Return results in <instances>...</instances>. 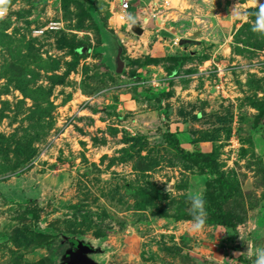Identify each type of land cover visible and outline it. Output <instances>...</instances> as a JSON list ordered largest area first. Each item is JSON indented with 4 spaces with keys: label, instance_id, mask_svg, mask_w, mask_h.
Returning a JSON list of instances; mask_svg holds the SVG:
<instances>
[{
    "label": "rangeland",
    "instance_id": "obj_1",
    "mask_svg": "<svg viewBox=\"0 0 264 264\" xmlns=\"http://www.w3.org/2000/svg\"><path fill=\"white\" fill-rule=\"evenodd\" d=\"M124 1L0 2V264H63L62 236L100 264H253L264 248V34L236 13L256 0H127L126 14ZM130 12L145 31L122 42L128 63L114 75L100 30L131 37ZM220 178L234 230L215 220ZM194 191L208 210L197 233Z\"/></svg>",
    "mask_w": 264,
    "mask_h": 264
},
{
    "label": "water",
    "instance_id": "obj_2",
    "mask_svg": "<svg viewBox=\"0 0 264 264\" xmlns=\"http://www.w3.org/2000/svg\"><path fill=\"white\" fill-rule=\"evenodd\" d=\"M131 16L133 19H129ZM128 28L131 37L119 36L105 30L101 29V38L103 45L100 47L99 51L104 55L105 62L110 67L111 72L114 75H120L124 72L126 64L128 61L122 58L123 47L122 42L136 43L137 37L142 36L145 31L144 21L134 13H128L126 15ZM163 21L159 18L155 19L156 24H161ZM166 29L172 33L178 30L173 27H166ZM192 39L197 37V33H193L190 36ZM186 50V48H184ZM95 254L94 249L83 241H78L75 247H70L65 251L63 264H100L96 262L91 255Z\"/></svg>",
    "mask_w": 264,
    "mask_h": 264
},
{
    "label": "clouds",
    "instance_id": "obj_3",
    "mask_svg": "<svg viewBox=\"0 0 264 264\" xmlns=\"http://www.w3.org/2000/svg\"><path fill=\"white\" fill-rule=\"evenodd\" d=\"M2 2V0H0ZM257 8L254 13L237 12V15L247 17L249 15H255L256 20L253 22V31L264 34V2L262 0H256ZM6 8L0 9V15L4 14ZM129 19H133L129 16ZM192 219L189 221L190 231L197 233L203 230L206 225L208 217L207 201L202 192L194 191L189 197ZM253 264H264V248H258L256 252V258Z\"/></svg>",
    "mask_w": 264,
    "mask_h": 264
},
{
    "label": "trees",
    "instance_id": "obj_4",
    "mask_svg": "<svg viewBox=\"0 0 264 264\" xmlns=\"http://www.w3.org/2000/svg\"><path fill=\"white\" fill-rule=\"evenodd\" d=\"M167 137L171 140L172 144H174V148L178 149L179 150V147H178V143H177V140L172 136L171 133L167 134ZM184 155H186L187 158L189 159H193V158H200L203 162H207V161H210L208 155H204L202 153H192V154H189V153H184L183 150H180ZM219 183V186L221 189L225 188V193H223V195L221 197H219L217 203H216V212H217V215L215 217V220H216V223L217 225H220V226H225V227H228L232 230L235 229L236 225L234 222L232 221H229L223 214H221L220 212V204L222 203V201L228 199L229 197H231L232 195V187L231 185L225 181L224 179L220 178L218 181ZM61 240V244H65L66 246V249L65 251L72 247L73 245H75V242L77 241L75 238H71V237H66V236H62L60 238ZM65 251L59 256V262L61 263L63 261L64 258H62V256L64 257L65 256Z\"/></svg>",
    "mask_w": 264,
    "mask_h": 264
},
{
    "label": "built area",
    "instance_id": "obj_5",
    "mask_svg": "<svg viewBox=\"0 0 264 264\" xmlns=\"http://www.w3.org/2000/svg\"><path fill=\"white\" fill-rule=\"evenodd\" d=\"M130 8V4L127 0H125L122 4H121V12L122 13H126V11Z\"/></svg>",
    "mask_w": 264,
    "mask_h": 264
},
{
    "label": "flooded vegetation",
    "instance_id": "obj_6",
    "mask_svg": "<svg viewBox=\"0 0 264 264\" xmlns=\"http://www.w3.org/2000/svg\"><path fill=\"white\" fill-rule=\"evenodd\" d=\"M77 242H78V241H76V242H75V245H73L72 247H75V246H76V244H77Z\"/></svg>",
    "mask_w": 264,
    "mask_h": 264
},
{
    "label": "crops",
    "instance_id": "obj_7",
    "mask_svg": "<svg viewBox=\"0 0 264 264\" xmlns=\"http://www.w3.org/2000/svg\"><path fill=\"white\" fill-rule=\"evenodd\" d=\"M126 14V13H125Z\"/></svg>",
    "mask_w": 264,
    "mask_h": 264
}]
</instances>
